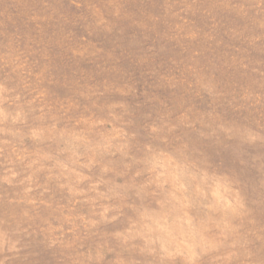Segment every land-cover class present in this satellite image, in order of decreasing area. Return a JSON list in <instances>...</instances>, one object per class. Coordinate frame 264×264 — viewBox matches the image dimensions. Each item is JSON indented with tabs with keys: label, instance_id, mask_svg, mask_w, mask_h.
<instances>
[{
	"label": "rangeland",
	"instance_id": "1",
	"mask_svg": "<svg viewBox=\"0 0 264 264\" xmlns=\"http://www.w3.org/2000/svg\"><path fill=\"white\" fill-rule=\"evenodd\" d=\"M0 264H264V0H0Z\"/></svg>",
	"mask_w": 264,
	"mask_h": 264
}]
</instances>
